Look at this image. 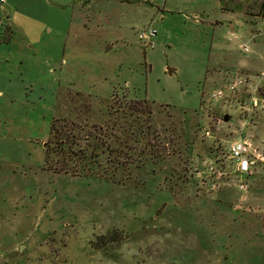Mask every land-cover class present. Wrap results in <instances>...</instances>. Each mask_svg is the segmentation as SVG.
I'll list each match as a JSON object with an SVG mask.
<instances>
[{
  "label": "rangeland",
  "instance_id": "374dc122",
  "mask_svg": "<svg viewBox=\"0 0 264 264\" xmlns=\"http://www.w3.org/2000/svg\"><path fill=\"white\" fill-rule=\"evenodd\" d=\"M256 1L0 0V264H264Z\"/></svg>",
  "mask_w": 264,
  "mask_h": 264
},
{
  "label": "built area",
  "instance_id": "2783aa9c",
  "mask_svg": "<svg viewBox=\"0 0 264 264\" xmlns=\"http://www.w3.org/2000/svg\"><path fill=\"white\" fill-rule=\"evenodd\" d=\"M3 1V0H1ZM156 36V31L152 28H148L145 31H142L140 33V41L144 48H150L153 49L154 47V37ZM240 47L243 50H246L245 45H240ZM259 80L264 79V71L259 73L258 76ZM259 82V81H257ZM238 84H245L246 81L240 80L237 82ZM236 84V83H235ZM259 84V83H257ZM257 105V100L251 96V98L248 101L247 109H252ZM225 156L227 160H229V163L232 165V174L237 175V177H247L251 174L252 168L255 166V164L259 161H262V156L257 150L255 146L251 143L250 140H248L245 137H242L241 135L235 138L234 140H231L227 144L226 153ZM203 172V171H202ZM214 177H216V174H219L220 176H223L224 172L221 170V168L215 169V172L213 173ZM239 188L244 189L245 184L243 182L239 183Z\"/></svg>",
  "mask_w": 264,
  "mask_h": 264
},
{
  "label": "trees",
  "instance_id": "16d2710c",
  "mask_svg": "<svg viewBox=\"0 0 264 264\" xmlns=\"http://www.w3.org/2000/svg\"><path fill=\"white\" fill-rule=\"evenodd\" d=\"M264 6V1L261 5V7ZM54 124L51 123V128L53 129ZM59 134L61 135V138L59 139L58 145L64 147V145H67L68 143H70V140L72 139L71 136V129H63L61 130V132H59ZM120 240V235L116 234L115 231H111L108 232L106 235L104 236H100L99 240L95 241V243H93V246H95V248H102L105 247L106 245H108L109 243L112 242H117Z\"/></svg>",
  "mask_w": 264,
  "mask_h": 264
},
{
  "label": "crops",
  "instance_id": "0c3cea01",
  "mask_svg": "<svg viewBox=\"0 0 264 264\" xmlns=\"http://www.w3.org/2000/svg\"><path fill=\"white\" fill-rule=\"evenodd\" d=\"M219 1H220V0H219ZM253 1H254V3L257 2L256 0H253ZM263 1H264V0H263ZM263 1L261 2L260 5H262ZM249 2H250V0H238V4H239V5H243L244 7L250 5L251 2H250V3H249ZM254 3H253V4H254ZM251 4H252V3H251ZM256 4H257V3H256ZM245 15H246V14H245Z\"/></svg>",
  "mask_w": 264,
  "mask_h": 264
},
{
  "label": "water",
  "instance_id": "95a60500",
  "mask_svg": "<svg viewBox=\"0 0 264 264\" xmlns=\"http://www.w3.org/2000/svg\"><path fill=\"white\" fill-rule=\"evenodd\" d=\"M167 71H168V73L170 74L171 73V69L170 68H167ZM228 119H229V116L228 115H223V121H228Z\"/></svg>",
  "mask_w": 264,
  "mask_h": 264
}]
</instances>
